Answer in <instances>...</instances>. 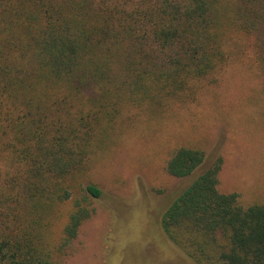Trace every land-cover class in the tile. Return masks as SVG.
<instances>
[{
	"label": "trees",
	"instance_id": "trees-1",
	"mask_svg": "<svg viewBox=\"0 0 264 264\" xmlns=\"http://www.w3.org/2000/svg\"><path fill=\"white\" fill-rule=\"evenodd\" d=\"M237 54L264 91V0H0V264H65L102 197L93 159ZM224 165L173 147L165 171L189 181L163 231L196 264H264V202L222 192Z\"/></svg>",
	"mask_w": 264,
	"mask_h": 264
},
{
	"label": "rangeland",
	"instance_id": "rangeland-1",
	"mask_svg": "<svg viewBox=\"0 0 264 264\" xmlns=\"http://www.w3.org/2000/svg\"><path fill=\"white\" fill-rule=\"evenodd\" d=\"M238 56L171 119L127 125L118 146L93 159L102 197L65 264H196L162 228L164 212L189 181L165 171L178 143L225 159L222 192L237 193L244 205L264 202L263 77Z\"/></svg>",
	"mask_w": 264,
	"mask_h": 264
}]
</instances>
